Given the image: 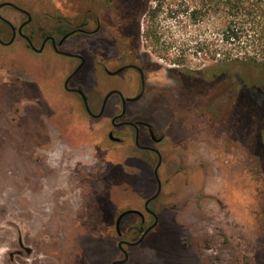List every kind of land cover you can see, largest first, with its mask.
I'll use <instances>...</instances> for the list:
<instances>
[{"label": "rangeland", "instance_id": "1", "mask_svg": "<svg viewBox=\"0 0 264 264\" xmlns=\"http://www.w3.org/2000/svg\"><path fill=\"white\" fill-rule=\"evenodd\" d=\"M3 1L29 8L34 26L44 29L62 14L74 17L73 0ZM188 1L152 0L156 16L144 18L171 54V116L162 108L145 114L159 128L171 122V176L161 197L170 204L156 207L159 224L128 248V264H264V163L248 158L253 147L232 118L217 127L201 110L202 88L187 91L172 71L199 72L222 59L214 57L211 24L192 26L187 13L174 17V6ZM1 15L15 26L24 19L10 7ZM0 38H12L5 25ZM205 40L208 53L199 51ZM73 65L51 50H28L21 38L0 44V264H112L121 253L108 222L156 191L133 149L120 166H108L114 149L103 148V125L94 126L79 98L63 89ZM89 85L105 91L107 82L100 76Z\"/></svg>", "mask_w": 264, "mask_h": 264}, {"label": "flooded vegetation", "instance_id": "2", "mask_svg": "<svg viewBox=\"0 0 264 264\" xmlns=\"http://www.w3.org/2000/svg\"><path fill=\"white\" fill-rule=\"evenodd\" d=\"M73 1L75 10L72 21L62 14L54 27L44 29L34 26V17L29 8L0 0V6L6 4L0 7V30L5 25L10 29L12 38L15 31L13 43L21 38L27 49L36 54L51 50L55 55L72 60L74 65L63 80V89L79 98L87 118L93 121L94 126L103 125L97 130L107 140L103 148H107V151L114 149L113 152L108 151L111 152L108 166L113 165L111 162L120 166L128 158L127 150L133 149L135 161L141 162L140 165L146 169L140 174L150 179L156 187L154 195L142 200L137 208H126L116 220L112 219L116 233L108 235L118 240L117 247L121 253V257L112 264H128V248L141 244L159 224L156 207L170 204L162 202L161 197L165 188L164 178L171 176L168 170L171 166V122L159 128L148 122L145 114L158 113L162 108L171 116V107L166 105L167 100H171L172 90L171 54L157 32L144 26V18L149 14L151 19L155 13L148 9V3L152 0ZM4 7L23 14V21L18 26L9 21L12 28L1 15ZM21 27L23 35L29 38L33 46L19 33ZM37 35L41 41L39 46L35 42ZM143 39H146L151 51L145 49ZM246 70L244 66L224 67L217 60L199 72L172 71L179 75L183 81L182 87L187 91L202 88L206 94L201 108L203 115L210 114L207 105L212 98L216 99L215 125L223 126L228 117L232 118L234 131L247 136L248 143L253 147L248 157L252 158L255 157L257 138L264 139V84L257 83V70L253 72L254 76L244 74ZM100 76L107 82L105 91L89 85ZM226 80L231 81L225 84ZM105 126L108 129L104 133ZM44 203L45 199H41L36 204L41 209ZM125 212L130 213L118 222ZM153 225L155 227L138 243Z\"/></svg>", "mask_w": 264, "mask_h": 264}, {"label": "trees", "instance_id": "3", "mask_svg": "<svg viewBox=\"0 0 264 264\" xmlns=\"http://www.w3.org/2000/svg\"><path fill=\"white\" fill-rule=\"evenodd\" d=\"M173 13L175 18L180 13H187L188 22L192 26L211 24L216 30V40L219 44L214 57L220 55L222 59L218 61L224 67L236 65L254 68L260 74L257 83L264 84V0H189L176 4ZM155 16L156 11L152 17ZM209 46L210 42L205 40L199 51L208 53ZM226 81L225 84L231 80ZM262 93L264 96V90ZM207 110L215 121V98H212L211 103L207 105ZM254 151L255 157L264 163L263 138H257ZM109 229H111L110 233L114 234L113 220Z\"/></svg>", "mask_w": 264, "mask_h": 264}, {"label": "water", "instance_id": "4", "mask_svg": "<svg viewBox=\"0 0 264 264\" xmlns=\"http://www.w3.org/2000/svg\"><path fill=\"white\" fill-rule=\"evenodd\" d=\"M4 5H6V4H3V5H1L0 7H2V6H4ZM10 5H13V4H10ZM15 6V5H14ZM16 7V6H15ZM8 23L12 26V28H14L13 27V25L8 21ZM19 33L21 34V35H23V32H22V27L20 28V30H19ZM24 36V35H23ZM15 37V31H14V36H13V38L9 41V42H4L1 38H0V44H2V45H10V44H12L13 43V41H14V38ZM26 39H28L29 40V38H27L26 36H24ZM29 42H30V44L32 45V43H31V41L29 40ZM33 46V45H32ZM35 49V48H34ZM41 50H39L38 52H40ZM160 192V191H159ZM159 192H158V194H159ZM158 194L155 196V197H153V198H151V200H149L148 202H147V205L152 201V200H154L157 196H158ZM127 213H130V212H125V213H123V214H121V216L119 217V220H118V222L120 221V219L125 215V214H127ZM156 225V224H155ZM155 225H153L151 228H149L145 233H144V235H143V237L140 239V241L138 242V243H141L143 240H144V237L148 234V232H150L151 231V229H153L154 227H155Z\"/></svg>", "mask_w": 264, "mask_h": 264}]
</instances>
